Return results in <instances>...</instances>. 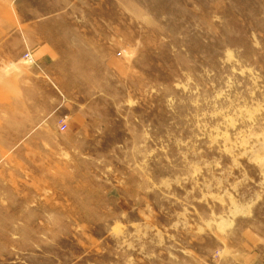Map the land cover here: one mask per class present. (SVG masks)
<instances>
[{
    "label": "rangeland",
    "instance_id": "rangeland-1",
    "mask_svg": "<svg viewBox=\"0 0 264 264\" xmlns=\"http://www.w3.org/2000/svg\"><path fill=\"white\" fill-rule=\"evenodd\" d=\"M0 264H264V0H0Z\"/></svg>",
    "mask_w": 264,
    "mask_h": 264
},
{
    "label": "crops",
    "instance_id": "crops-1",
    "mask_svg": "<svg viewBox=\"0 0 264 264\" xmlns=\"http://www.w3.org/2000/svg\"><path fill=\"white\" fill-rule=\"evenodd\" d=\"M53 53L54 52H53L51 44H42V45L37 46V47H35V48H33L31 50V54L34 57V59L36 60V65L35 66L39 65V67H41V69H40L41 72L44 71L45 75H47V72H49L50 75H53L55 77V79L57 80V76H55L54 73H52V71L50 70V65L53 66L52 63L54 61L53 60V58H54V54ZM48 80L50 81V79H48ZM46 84H47L45 86L46 90H47L48 93L53 95L54 102H55L53 104V106L51 107V113L53 112L55 114L59 109L61 110V113H62V111L64 109L66 110L65 106L73 107L72 103H67L64 106L61 105V104L57 105L56 104L57 96H54V93H53L50 85L48 86V83H46ZM50 84L59 92V89L56 88V86L54 85L53 82H50Z\"/></svg>",
    "mask_w": 264,
    "mask_h": 264
},
{
    "label": "built area",
    "instance_id": "built-area-1",
    "mask_svg": "<svg viewBox=\"0 0 264 264\" xmlns=\"http://www.w3.org/2000/svg\"><path fill=\"white\" fill-rule=\"evenodd\" d=\"M22 59L25 63L29 64V65H36V60L34 59V57L31 54V51L29 49H26L23 53H22ZM63 124H60V128H63Z\"/></svg>",
    "mask_w": 264,
    "mask_h": 264
}]
</instances>
